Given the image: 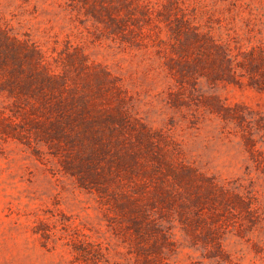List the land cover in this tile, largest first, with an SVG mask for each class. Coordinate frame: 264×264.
<instances>
[{
	"label": "trees",
	"instance_id": "1",
	"mask_svg": "<svg viewBox=\"0 0 264 264\" xmlns=\"http://www.w3.org/2000/svg\"><path fill=\"white\" fill-rule=\"evenodd\" d=\"M66 3L107 38L132 48L156 47L177 87L169 102L236 122L250 155L248 167L264 176L254 119L242 105H228L197 86L201 78L213 84L247 78L264 91L263 40L244 46L229 32L226 39L217 38L195 23L182 0ZM0 135L55 150L80 186L96 189L127 220L146 264H168L166 251L176 249L163 220H177L194 245L220 259L227 258V232L245 235L264 224L252 185L220 181L185 162L170 136L132 113L121 78L76 47L50 57L1 23Z\"/></svg>",
	"mask_w": 264,
	"mask_h": 264
},
{
	"label": "rangeland",
	"instance_id": "2",
	"mask_svg": "<svg viewBox=\"0 0 264 264\" xmlns=\"http://www.w3.org/2000/svg\"><path fill=\"white\" fill-rule=\"evenodd\" d=\"M182 1L195 23L217 38L226 39L229 32L244 46L264 41V0ZM80 18L66 0H0L1 24L50 57L76 47L106 67L121 78L132 113L170 136L185 162L220 181L252 185L264 211V176L248 167L241 127L193 105L173 106L169 92L177 87L156 47L121 44ZM197 86L205 95L243 106L255 122L256 148L264 154V126L256 123L264 125V91L247 78L214 84L201 78ZM162 222L176 241V249L166 251L168 264H264V224L245 235L227 232V258L220 259L194 245L177 220ZM126 226L106 198L80 186L77 175L64 169L55 150L0 135V264H146Z\"/></svg>",
	"mask_w": 264,
	"mask_h": 264
}]
</instances>
